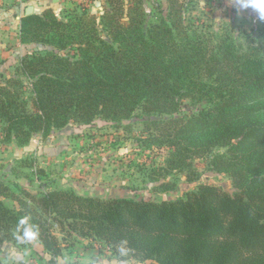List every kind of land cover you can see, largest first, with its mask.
<instances>
[{
	"label": "trees",
	"instance_id": "16d2710c",
	"mask_svg": "<svg viewBox=\"0 0 264 264\" xmlns=\"http://www.w3.org/2000/svg\"><path fill=\"white\" fill-rule=\"evenodd\" d=\"M180 2L167 0L168 14L152 21L143 0H104L100 15L83 8L63 19L51 10L24 16L21 44L53 51L22 59L31 106L21 79L0 84L1 132L25 144L70 124L122 127L137 111L158 115L140 142L169 151L165 175L192 171L195 158L228 147L215 162L236 191L202 184L177 200H104L0 180V241L17 244V221L30 215L47 264H62L75 236L101 241L118 264L125 240L135 264H264V37L191 31ZM186 100L205 107L177 117Z\"/></svg>",
	"mask_w": 264,
	"mask_h": 264
},
{
	"label": "rangeland",
	"instance_id": "374dc122",
	"mask_svg": "<svg viewBox=\"0 0 264 264\" xmlns=\"http://www.w3.org/2000/svg\"><path fill=\"white\" fill-rule=\"evenodd\" d=\"M32 1L35 0H23L20 4L19 0H0V9L19 8V13H10L8 20L2 17L0 21L12 24L9 30L0 29V84L21 79L25 87L22 94L30 106L28 83L21 73L22 59L35 50L42 53L53 51L43 44L19 45L20 26L16 18L20 16L21 6ZM143 1L151 21L168 14L167 0ZM180 1L183 6L181 16L191 31L214 37L227 31L236 41L243 42L248 36L264 37V20L251 8L238 11L233 0ZM103 6L104 0H57L40 15L51 10L63 19L74 9L82 12L83 8L100 15ZM17 89L20 91V87ZM204 107V103L186 100L177 117L195 114ZM160 117H148L137 111L130 121L124 123L127 127H117L113 122L102 120L91 125L70 124L60 130L53 129L47 135L36 134L25 144L5 139L0 125V180L33 193L64 190L104 200H177L196 191L202 184L216 185L230 193L236 191L230 172L218 168L215 162L216 157L225 155L228 147H217L211 154L195 158L192 171L174 170L165 175L169 151L148 148L140 142L147 137L144 134L146 121ZM193 174L196 180L190 181ZM163 184L168 186L161 187ZM6 203L13 204L10 200ZM65 244L62 264H89L90 260H95L96 264L119 263V256L101 241L75 236ZM11 247L17 248L18 260L9 255ZM49 259L40 244L23 246L0 241V264H47ZM131 264H135L134 261Z\"/></svg>",
	"mask_w": 264,
	"mask_h": 264
},
{
	"label": "clouds",
	"instance_id": "9594fccd",
	"mask_svg": "<svg viewBox=\"0 0 264 264\" xmlns=\"http://www.w3.org/2000/svg\"><path fill=\"white\" fill-rule=\"evenodd\" d=\"M237 10L241 9H253L259 16L261 20H264V0H233ZM13 239L17 244L22 245H32L39 242L40 230L39 226L35 224L30 215L21 216L16 224L13 231ZM128 242L121 241L118 246V252L120 257L124 258L121 260V264H131L129 257L131 255L132 249L128 246ZM9 255L15 259H19L18 250L15 247L9 249ZM89 264H96L95 260H90Z\"/></svg>",
	"mask_w": 264,
	"mask_h": 264
},
{
	"label": "crops",
	"instance_id": "0c3cea01",
	"mask_svg": "<svg viewBox=\"0 0 264 264\" xmlns=\"http://www.w3.org/2000/svg\"><path fill=\"white\" fill-rule=\"evenodd\" d=\"M56 2H57V0H35V1H32L31 3H29L27 5L21 6L22 8L20 9V16L18 18H16L19 21V26L21 27V20L24 17V14H25L26 9L28 7L34 8L33 14H40L42 12V10H44V9L46 10V8L52 7V4H54ZM17 9L19 10V8H17ZM17 9L16 8H13L12 10L9 9L10 11L9 10L5 11V9H0V21H1L2 17H4L5 19L8 20L10 13H15V11H17V13H19ZM3 13H5V15ZM11 25L12 24H9L8 22L7 23H0V29H8L9 30L11 28ZM18 42L20 45L21 44L20 40H18Z\"/></svg>",
	"mask_w": 264,
	"mask_h": 264
},
{
	"label": "water",
	"instance_id": "95a60500",
	"mask_svg": "<svg viewBox=\"0 0 264 264\" xmlns=\"http://www.w3.org/2000/svg\"><path fill=\"white\" fill-rule=\"evenodd\" d=\"M33 11H34V8H33V7H28V8L26 9L25 15H26V16H30V15L33 14Z\"/></svg>",
	"mask_w": 264,
	"mask_h": 264
},
{
	"label": "built area",
	"instance_id": "2783aa9c",
	"mask_svg": "<svg viewBox=\"0 0 264 264\" xmlns=\"http://www.w3.org/2000/svg\"><path fill=\"white\" fill-rule=\"evenodd\" d=\"M19 3L22 4L23 3V0H19Z\"/></svg>",
	"mask_w": 264,
	"mask_h": 264
}]
</instances>
